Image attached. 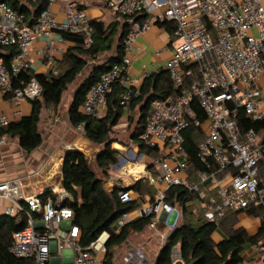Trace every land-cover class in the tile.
<instances>
[{
	"label": "built area",
	"instance_id": "1",
	"mask_svg": "<svg viewBox=\"0 0 264 264\" xmlns=\"http://www.w3.org/2000/svg\"><path fill=\"white\" fill-rule=\"evenodd\" d=\"M117 15L132 23L120 63L103 73L91 86L80 111L92 118H102L108 97L117 82L125 91L121 95L123 110L128 112L132 98L140 89L126 75L131 66V52L138 35L154 24L172 21L176 24L173 56L167 63L175 94L157 98L150 104L151 112L140 141L156 154L137 145L130 158L123 159L124 174L136 180L144 178L155 187V198L145 194L141 206L125 212L118 220L119 232L127 223L151 217L149 229L162 240V246L184 218V207L193 206V214L220 225L226 212L264 207V138L254 128L242 129L238 116L244 110L247 117L264 122V92L258 82L264 75V6L261 0H97ZM61 3L65 19L59 20L53 11ZM79 0H48L47 8L38 22L31 26L23 12L0 1V47L16 48L18 52L9 64L0 59V89L20 105L25 99L34 100L42 86L33 77L15 86L13 77L32 68L31 53L39 37L52 39L59 33V42L67 39L63 32L84 34L86 47L93 45L92 20L80 9ZM144 15L141 21L138 16ZM256 29V33H253ZM206 119L200 120L195 107ZM11 123L10 117L0 112V126ZM195 125L201 129L197 159L199 169H193L185 144V131ZM85 130V125L78 126ZM7 135H0V146ZM138 159L143 171L129 173L127 165ZM136 165V164H135ZM95 173V172H94ZM97 176V175H96ZM98 178V177H97ZM163 185V188L159 187ZM52 188L53 195L44 199L38 193L24 196L17 180L0 181V202L12 204L5 213L16 216L28 206L26 226L14 233L11 252L19 258L31 259V264H48L54 250L74 253L73 264H104L106 245L111 236L102 232L89 246L80 244V227L75 224L74 210L66 205L72 195L62 180ZM183 186L196 195L185 203L169 200V190ZM117 185V188H128ZM139 197L133 189L120 192L122 202ZM55 248V249H54ZM257 257L249 264H264V227L261 241L256 244ZM103 255V256H102ZM128 263L143 264L140 250L132 251ZM173 263L182 260L179 246L172 252Z\"/></svg>",
	"mask_w": 264,
	"mask_h": 264
},
{
	"label": "trees",
	"instance_id": "2",
	"mask_svg": "<svg viewBox=\"0 0 264 264\" xmlns=\"http://www.w3.org/2000/svg\"><path fill=\"white\" fill-rule=\"evenodd\" d=\"M0 1L6 2L15 10L25 13L27 22L34 26L38 22L40 14L47 8L48 0ZM119 18L120 20H115L109 24L102 20H92L94 43L90 47H86L87 39L84 34L63 32L62 35L74 46L66 52L62 60L63 69L61 71L55 73L53 69L46 74H35L30 69L23 71L18 77H13L15 86L22 85V80L25 81L24 85H26L31 78L35 77L42 86V90L40 95L32 100L31 114L11 122L5 127L0 126V135L17 137L21 148L26 152L31 153L37 149L43 142L39 128L43 108L45 106L57 108L70 85L88 66V63L91 60H97L89 75L75 90L69 115L75 127L81 124L85 125L84 133L88 139L96 144H105L98 156L101 168L107 169L112 164L117 163L120 152L112 148L114 140H112L111 134L125 113L121 102V95L125 91L124 85L120 81L116 83L108 97L107 111L102 118L96 119L84 115L80 111V106L91 86L114 64L120 63L124 57L125 42L133 25L125 17L119 16ZM143 18L144 15H141L137 17V20L141 21ZM160 24L170 33L175 34L176 24L174 22L169 21ZM17 52L16 48L0 47V59L9 64ZM109 52L111 53L108 55ZM176 92L169 70L166 68L147 77L141 87L140 95L131 99L128 110L130 124L135 121L133 110L137 105H140V115L132 138L134 142L141 145L142 150L156 154L147 149L140 141V136L146 127L147 117L151 112V102ZM5 96L9 97L7 94ZM195 109L199 119L204 121L206 119L204 112L197 106ZM238 121L242 129L254 128L261 132L264 138V122L247 117L244 110L239 112ZM184 135L186 137L185 147L190 154L192 168L199 169L201 163L197 159V150L199 143L203 140L201 129L191 125ZM261 166L264 169V160ZM62 184L73 197L72 200L66 201V205L74 210L75 224L80 227V244L87 247L102 232L109 231L111 233L106 245L104 264H116V247L122 246L130 235L149 229L151 217H143L127 223L119 232L117 231L120 217L125 212L141 206L146 200L145 194L151 193L152 198H155V191L154 193L151 192V186L144 178L137 180L132 187L116 188L109 192L104 187L103 181L97 178L90 168L87 155L81 150H69L64 158ZM122 189H133L139 197L131 202H122L120 199ZM51 195H53L51 190L41 194L44 199ZM195 197V194L190 193L183 186H173L169 190L171 202L185 203L186 200ZM22 204L24 209L16 216L0 215V264L32 263L31 259L16 257L10 250L14 233L23 229L27 224L28 206L24 201ZM242 211L244 210L227 211L220 220V225L216 226L214 222L205 218L204 214L195 216L193 206H185L182 223L171 233L160 249L155 264H173L172 252L176 246L180 248L183 264H242L244 251L250 245L258 244L263 236V231L257 236L250 237L244 228H235L237 215ZM247 211L255 215H262L264 214V207L252 206ZM219 229H222L227 236L220 243H215L212 235Z\"/></svg>",
	"mask_w": 264,
	"mask_h": 264
},
{
	"label": "crops",
	"instance_id": "3",
	"mask_svg": "<svg viewBox=\"0 0 264 264\" xmlns=\"http://www.w3.org/2000/svg\"><path fill=\"white\" fill-rule=\"evenodd\" d=\"M261 3L264 6V0H261ZM79 4L80 9L84 10L91 20H102L107 24L120 20L113 10L97 0H79ZM62 7V4L58 3V8H53L60 20L65 19L64 8ZM123 22H125V19H123ZM256 32V29H253V33ZM175 38V34L170 33L161 24H154L148 30L140 33L132 47L131 66L126 75L127 79L133 81L134 85L141 90L147 77L166 69L167 63L173 56ZM36 40L31 53V69L33 72L35 74H46L53 69L55 73L61 71L63 69L62 60L74 44L68 40L60 43L59 33H56L52 39L39 37ZM96 63L97 60H91L73 82L76 83V86L69 94L66 105L62 100L57 108L46 106L43 108L39 123L43 142L37 149L31 153L26 152L21 148L17 137L7 135L6 144L0 146V181H19L26 197L44 193L52 189L51 186L55 184V181L62 180L64 158L67 151L81 150L86 155L88 152L96 151L99 156L101 150L98 149V145L85 136L84 130L72 124L69 115L75 90L89 75L92 66ZM258 90L264 92V75L261 76L258 82ZM12 103L11 96L6 97L0 89V112L9 116L11 122L18 121L22 117L31 114L33 105L30 99L22 101L20 107L15 109ZM106 111L107 107L105 113ZM139 111L140 105H137L133 110L135 122H137L140 115ZM129 124L130 117L128 112H125L116 127L120 125L123 128ZM117 146H120V144L117 143ZM11 204L12 201L9 199H3L0 202V215L6 214V208ZM263 227L264 214L255 215L244 210L237 215L235 228H244L250 237L260 234ZM149 230L147 233L137 232L130 235L122 246L116 247L115 263L132 264L127 262V256L134 250H140L144 255L143 264H155L156 257L162 248V242L160 243L162 240L155 232ZM226 236L227 234L219 229L214 232L212 238L216 243H220ZM256 244L250 245L244 251L242 264L252 263L256 259L258 253ZM73 260L74 253L72 250L68 249L60 254L54 250L49 263L73 264Z\"/></svg>",
	"mask_w": 264,
	"mask_h": 264
},
{
	"label": "rangeland",
	"instance_id": "4",
	"mask_svg": "<svg viewBox=\"0 0 264 264\" xmlns=\"http://www.w3.org/2000/svg\"><path fill=\"white\" fill-rule=\"evenodd\" d=\"M53 8H58V3L55 4ZM60 20V19H59ZM37 40H35L36 42ZM35 44V43H34ZM34 47V46H33ZM76 83H73L70 85L69 90L65 93V96L63 98V102L66 105L67 104V99L70 93H72V90L75 88ZM27 99L23 100L26 101ZM12 105L15 108H19L20 105L15 104L14 102ZM136 130V122L133 121L131 124H129L127 127H115L113 133L111 134L112 140H114V144H112L113 149H118L119 150V158L118 162H121L123 159H129L130 158V151H134L136 149V146L139 145L138 142H134L132 138V133ZM117 143L120 144V146H117ZM98 149L101 150L105 144H97ZM88 157V162L90 168L95 172V174L101 178V180L104 183V187L106 188L107 191L112 192L117 188V185L122 184V185H128L129 187H132L134 183L137 181L135 177L132 174H124L118 167H116L115 164H112L109 166L107 169L101 168L99 162H98V154L96 151L93 152H88L87 153ZM132 163L135 164H141L138 159H132ZM124 163L120 165L122 167ZM55 185L59 186V182L55 181V184L53 187H56ZM149 185V183H148ZM160 188H163L162 184H159ZM151 192L154 193L155 187L151 186ZM52 190V189H51ZM151 194V193H149ZM152 195V194H151ZM150 230L147 228L144 232L147 233ZM160 241V238H159ZM162 241H160L161 243ZM215 242V241H214ZM216 243V242H215ZM103 256V255H102Z\"/></svg>",
	"mask_w": 264,
	"mask_h": 264
},
{
	"label": "bare ground",
	"instance_id": "5",
	"mask_svg": "<svg viewBox=\"0 0 264 264\" xmlns=\"http://www.w3.org/2000/svg\"><path fill=\"white\" fill-rule=\"evenodd\" d=\"M127 169L129 173H134L135 175H138L140 172L143 171V166L141 164L127 165Z\"/></svg>",
	"mask_w": 264,
	"mask_h": 264
},
{
	"label": "water",
	"instance_id": "6",
	"mask_svg": "<svg viewBox=\"0 0 264 264\" xmlns=\"http://www.w3.org/2000/svg\"><path fill=\"white\" fill-rule=\"evenodd\" d=\"M32 101V100H31ZM124 161L118 162L115 166L118 167L120 166ZM176 264H183L182 260H179Z\"/></svg>",
	"mask_w": 264,
	"mask_h": 264
}]
</instances>
